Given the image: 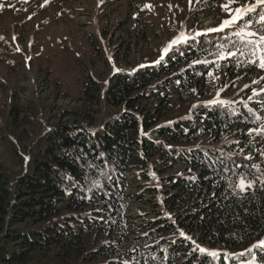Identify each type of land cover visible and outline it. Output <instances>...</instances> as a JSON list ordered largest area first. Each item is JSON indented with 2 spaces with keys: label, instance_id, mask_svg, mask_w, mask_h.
<instances>
[{
  "label": "trees",
  "instance_id": "16d2710c",
  "mask_svg": "<svg viewBox=\"0 0 264 264\" xmlns=\"http://www.w3.org/2000/svg\"><path fill=\"white\" fill-rule=\"evenodd\" d=\"M221 3L156 13L153 35L172 40L135 59L111 50L118 68L85 73L75 109L0 103V264H264V84L238 88L264 59V6L251 2L250 27L196 34L202 10L217 12L209 29L229 18Z\"/></svg>",
  "mask_w": 264,
  "mask_h": 264
},
{
  "label": "rangeland",
  "instance_id": "374dc122",
  "mask_svg": "<svg viewBox=\"0 0 264 264\" xmlns=\"http://www.w3.org/2000/svg\"><path fill=\"white\" fill-rule=\"evenodd\" d=\"M194 1L197 0H121L104 5L99 13L102 0H0V103L6 104L13 97L23 109L29 108L43 118L75 109L79 105L75 98L78 83L85 73L106 78L115 71L118 66L109 59L114 50L115 57L126 53L135 59L165 45L172 37L153 35L159 29L156 13L164 8L173 11L175 6L189 11ZM241 1L237 0V7L249 6L254 0ZM211 4L215 6V2ZM147 16L154 23H149L144 38L137 32L129 36L135 25H144ZM217 16L215 9L200 11L197 32L209 30ZM188 31L184 28L183 34ZM102 33L110 35V44L103 41ZM103 43L108 46L105 48ZM258 64L252 74L243 77L238 88L264 84V70ZM259 92L264 93V86L259 87ZM257 140L250 137L249 146L262 143ZM140 212L133 206V214ZM129 238L124 248L134 251L133 246L140 240ZM141 244L146 246L144 241Z\"/></svg>",
  "mask_w": 264,
  "mask_h": 264
},
{
  "label": "snow or ice",
  "instance_id": "6c2138e0",
  "mask_svg": "<svg viewBox=\"0 0 264 264\" xmlns=\"http://www.w3.org/2000/svg\"><path fill=\"white\" fill-rule=\"evenodd\" d=\"M191 3V0H190ZM237 3V0H228V3L224 4L222 7L223 9L229 14V19H225L222 21L220 26L215 29H209V31H222L225 28H230L233 26H236L240 24L241 22H244L245 27H250L248 21L245 20V16L248 13H251L255 11L254 6H238L234 9L230 8L229 5ZM256 4L264 6V0H256ZM2 7V5H0ZM146 7H151L150 5H146ZM259 21L261 22V26L264 27V13L259 14ZM247 35H255V33L248 32ZM237 35H241V33H237ZM184 39H187L183 33H181L180 38L177 40H173L168 47H166L163 51L164 53H167L170 48H172L173 45L182 42ZM261 45H264V35L260 36L259 42ZM164 57L161 56V60ZM159 62V61H158ZM252 64H256L257 62L255 60L251 61ZM258 67H260L262 70H264V59L261 60V62L258 64ZM215 102V101H214ZM258 170L260 168L259 165H254ZM253 186V181L247 180L246 176H240L238 183L235 185V189L239 192H245L247 189L251 188ZM183 235V233H182ZM254 247H259L261 251H264V241H260L258 245ZM199 251L204 252L205 249L199 248ZM252 251V250H249ZM213 256H216V253H211Z\"/></svg>",
  "mask_w": 264,
  "mask_h": 264
}]
</instances>
